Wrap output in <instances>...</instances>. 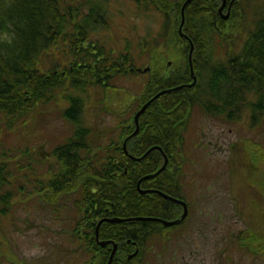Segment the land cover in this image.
Wrapping results in <instances>:
<instances>
[{
	"label": "trees",
	"instance_id": "1",
	"mask_svg": "<svg viewBox=\"0 0 264 264\" xmlns=\"http://www.w3.org/2000/svg\"><path fill=\"white\" fill-rule=\"evenodd\" d=\"M112 1L0 0V218L11 211L18 192L25 191L24 184L16 189L12 182V155L3 144L12 132L34 123L36 120L29 119L32 115L38 118L35 112L49 111L54 101L60 106V115L73 124V131L49 156L40 158L39 163L50 160L51 170L40 191L57 211L61 196L75 195L76 200H69L75 213L72 234L89 253L80 264H91V229L97 224V219L91 222V200H119L113 211L118 216L155 213L152 204L147 205L152 200L165 207L173 205L163 194L142 193L138 187L140 178L162 166L164 152L169 156L167 167L140 185L187 199L182 182L183 150L195 106L228 120L239 119L246 109L253 122L264 114V10L256 13L259 16L254 26L245 30L242 48L237 51L232 41L237 35L236 22L245 18L241 0L234 1L228 21L218 11L222 0H191L183 30L195 45L193 65L198 78L188 85L193 81L191 42L179 31L185 0H131L140 11L155 10L164 17L157 34L140 37L136 53L129 39L117 50L102 37L103 31L110 29ZM229 23H233L231 27ZM225 41L226 57H214L217 44L223 49ZM167 57H175L171 66ZM140 60H144L142 68L147 60L151 68L143 90L122 112L124 118L112 129L87 124L85 93L102 88L105 108L112 111L110 104L122 91L115 78L141 73ZM166 88L171 90L154 99L141 115L140 130L128 139L127 152L124 141L136 128L134 114ZM157 145L163 150L149 151ZM23 155L28 161L21 167H33L29 146ZM252 164L257 161L252 159ZM252 176L250 172V179ZM260 182L264 189V180ZM132 200L145 201L136 207ZM122 224L114 223L117 227ZM131 230L124 231V239L142 237Z\"/></svg>",
	"mask_w": 264,
	"mask_h": 264
},
{
	"label": "rangeland",
	"instance_id": "2",
	"mask_svg": "<svg viewBox=\"0 0 264 264\" xmlns=\"http://www.w3.org/2000/svg\"><path fill=\"white\" fill-rule=\"evenodd\" d=\"M240 5L245 9V18L239 20L240 23L236 22L237 35L232 44L237 51L242 48L245 30L254 26L261 12L259 10H264V0H241ZM109 7L110 29H105L102 37L117 50L123 49L129 39L132 51L136 53L140 37L150 32L155 35L162 27L164 17L160 12L140 11L131 0H113ZM257 12L259 15H256ZM231 24L228 26L231 27ZM226 43L223 49L217 44L214 57H226ZM174 59L167 57L169 66ZM143 62L140 60L137 65L142 67ZM145 63L151 68L149 60ZM148 70L138 75L115 78L122 91L114 104H110L112 111L105 108L102 88L89 89L85 93L86 107L83 112L87 124L102 129L115 127L125 116L122 112L143 90ZM49 106V111L43 114L35 112L38 118L30 117V122L36 120L34 123L12 132L3 141L8 154L12 155L9 160L12 182L16 189L24 184L25 191L18 192L11 211L0 218V264H80L89 257L85 244L72 234L71 222L75 213L70 210V201H61L57 211L56 205L49 206L40 191L51 171L50 160L39 163L40 158L49 156L51 149L73 131V124L60 115L58 103L52 101ZM131 111L126 115H131ZM27 146L30 148V160L35 163L30 168L21 167L28 161L23 155ZM183 155L186 158L182 176L184 194L189 177H192V189L199 191L202 188L206 196L204 200H224L225 206H230L233 200L237 202L239 215H227L224 210V220L217 225L219 229H223L224 233L244 227L264 230V189L260 182L264 180V114L253 122L250 110L246 109L239 119L228 120L209 115L200 106H195L186 129ZM252 159L257 161L256 165L252 164ZM250 172L253 174L251 179ZM74 196L72 193L70 198L74 199ZM211 222L210 226L215 227L216 216Z\"/></svg>",
	"mask_w": 264,
	"mask_h": 264
},
{
	"label": "flooded vegetation",
	"instance_id": "3",
	"mask_svg": "<svg viewBox=\"0 0 264 264\" xmlns=\"http://www.w3.org/2000/svg\"><path fill=\"white\" fill-rule=\"evenodd\" d=\"M233 6L234 3L227 0L223 12L230 10L228 17L219 12L224 20L230 18ZM189 178L187 199L182 200L185 204L170 200L173 205L165 207L152 200L147 205L152 204L155 213L118 216L113 211L119 200H103V203L91 200V222L97 219L91 229V264H108L115 246L111 264H264V230L244 227L224 233L217 225L224 220V210L227 215H239L237 202L233 200L230 206H225L224 200H204L202 188L192 189V177ZM58 200L76 199L63 196ZM143 201L132 200L136 207ZM101 204L105 207L101 208ZM215 216L217 224L211 227ZM112 217L123 219L108 220ZM137 221H145V224ZM169 221L172 223H167ZM120 222L123 223L121 227L114 225ZM129 228L131 232L137 230L144 239H124V231ZM101 241L107 243L103 245Z\"/></svg>",
	"mask_w": 264,
	"mask_h": 264
},
{
	"label": "water",
	"instance_id": "4",
	"mask_svg": "<svg viewBox=\"0 0 264 264\" xmlns=\"http://www.w3.org/2000/svg\"><path fill=\"white\" fill-rule=\"evenodd\" d=\"M190 1H191V0H185V2L183 3V6H182V21H181V24H180V26H179V31H180L181 35H182L183 37L189 39L190 42H191V48H190V52H189V62H190V66H191L192 77L194 78V80H193V82L188 83V85H192V84L195 83L196 80H197V75L195 74V69H194V65H193V51H194V47H195V45H194L193 40H192V39L189 37V35H187V34L185 33V31L183 30V25H184L185 20H186V17H185V8H186L187 4H188ZM233 1H234V0H231V4L233 3ZM226 2H227V0H223V1H222V4H221L220 7H219V11H220L221 13H223V9H224V7H225V5H226ZM229 14H230V11H229L228 13H226V14H223V16H224V17H228ZM149 68H150V67L147 66V67L144 68V69H143V68H139V69H140V70H143V71H147ZM169 90H171V88H166V89L160 90L157 94H155L150 100H148V101H147V102H146V103H145V104H144V105H143V106H142V107H141V108L135 113V115H134V120H135L136 128H135V130H134V131H133V132H132L127 138H126V140L124 141V147H125V149H126L127 152H128V149H127V141H128V139H129L131 136H134V135H136V134L139 132V129H140V117H141V115L146 111V109L148 108V106L150 105V103H151L154 99H156L158 96H160V95L163 94V93H166V92L169 91ZM154 148H159V149L163 150V148H162L161 146L157 145V146H153V147H151V148L149 149V151L152 150V149H154ZM164 156H165V161H164L163 165H162L157 171H155V172H153V173H150V174H147V175L143 176L142 178H140V180H139V182H138V187H139V189H140V191H141L142 193H147V192H152V191H153V192H159V193L163 194L165 197L170 198L171 200H175V201H177V202H181V203L185 204V202L182 201V200H183L182 198L172 196V195H170V194H168V193H166V192H164V191H162V190H160V189H155V188H153V189L142 188L141 185H140L141 182H142L144 179H147V178H149V177L155 176V175H157L158 173H160L161 171H163V170L166 168V166H167V164H168V160H169V158H168V156L166 155L165 152H164ZM186 212H187V210H185L183 216L186 215ZM122 219H123V218H120V217H112V218H108V220H111V221H120V220H122ZM103 220H104V219H102V220L99 221V223H98L99 226H100V224L102 223ZM177 221H178V220H176V221H174V222H177ZM167 223H172V222L169 221V222H167ZM99 226H98V227H99ZM98 229H99V228H98ZM97 236H98V238H99L98 233H97ZM101 243H102L103 245H105L107 242H106V241H101ZM115 251H116V246L114 247V249H113V251H112V254H111V257H110V259H109V261H108V264H111Z\"/></svg>",
	"mask_w": 264,
	"mask_h": 264
}]
</instances>
